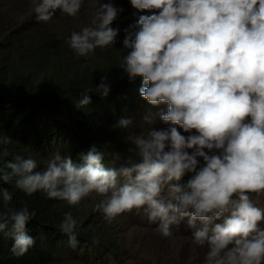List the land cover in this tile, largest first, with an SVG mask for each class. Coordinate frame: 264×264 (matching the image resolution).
Returning a JSON list of instances; mask_svg holds the SVG:
<instances>
[{"label":"clouds","instance_id":"clouds-1","mask_svg":"<svg viewBox=\"0 0 264 264\" xmlns=\"http://www.w3.org/2000/svg\"><path fill=\"white\" fill-rule=\"evenodd\" d=\"M36 19L50 22L57 10L76 17L84 0H33ZM141 15L135 31L125 29L127 54L119 68L142 80L139 96L167 129L130 131L127 152H106L95 145L79 162L53 153L43 168L31 156L17 155L0 166V181L31 196L75 206L95 193L96 209L109 220L143 208L165 238L186 222L198 246H207L205 264H264V208L250 194L264 193V0H130ZM123 9L97 0L90 25L68 41L78 56L113 47L119 29L111 25ZM158 13V14H157ZM103 77L96 88L107 95ZM84 96L82 105L89 103ZM130 120L118 127L128 129ZM178 128L188 135H182ZM0 134V146L12 144ZM202 161V163H201ZM190 178L186 183L184 177ZM11 202L12 193L0 188ZM34 212L27 205L0 214V232L9 230L13 255L35 245L26 233ZM77 221L65 214L61 231L78 245Z\"/></svg>","mask_w":264,"mask_h":264},{"label":"trees","instance_id":"trees-1","mask_svg":"<svg viewBox=\"0 0 264 264\" xmlns=\"http://www.w3.org/2000/svg\"><path fill=\"white\" fill-rule=\"evenodd\" d=\"M114 6L123 12L111 25L119 29L113 47L97 48L94 54L81 57L69 46L63 48L62 42L29 41L32 62L17 63L10 73L0 69V134L13 142L0 146V166L17 155L31 156L39 166V155L53 152L69 155L74 162H79L80 155L93 145L106 152L107 167H119V164L113 165L108 154L128 156L121 149L118 133L124 128L118 127L119 122L138 114L141 118L157 107L139 96L141 78L130 81L119 68L122 56L127 54L122 41L128 29L127 20L136 24L141 15L153 12L135 11L125 0H117ZM0 39L1 44L7 39L6 34H0ZM103 77H107L106 83L110 86L106 96L96 91ZM85 95L90 102L82 105ZM189 178L186 175L182 182L186 183ZM0 188L13 196L8 203L0 197V214L23 205L34 212L26 225V233L35 240L24 256L17 257L11 252L14 240L9 230L0 232V264H48L61 249L73 248L59 227L69 212L77 221L76 248L92 257L109 254L117 264L127 262L128 253L122 248L116 226L100 215L96 205L86 214H80L81 203L72 206L66 201L50 199L43 192L27 196L15 189L14 183L0 181Z\"/></svg>","mask_w":264,"mask_h":264},{"label":"rangeland","instance_id":"rangeland-1","mask_svg":"<svg viewBox=\"0 0 264 264\" xmlns=\"http://www.w3.org/2000/svg\"><path fill=\"white\" fill-rule=\"evenodd\" d=\"M116 1L111 0L114 5ZM125 1L130 4V0ZM99 2L107 3L109 0H99ZM96 6L97 0H84L76 17H69L57 10L53 19L44 23L36 19L33 0H0V34L5 33L7 36V39L2 40L0 44V69L10 73L17 63L26 65L32 62L28 53L29 41H48L51 44L62 42L63 48L69 46L71 33L79 32L83 27L90 25ZM126 24L128 29L135 31L133 27L135 23L127 20ZM34 61L39 63L38 60ZM161 110L166 111V106H159L155 111L141 118H139L140 114L135 115L130 120L128 129L119 130L123 151L127 152L131 146L130 142L126 141L130 131L139 133L147 128L161 130L169 127L156 116V113ZM178 131L182 135H188L180 128ZM53 153L39 155L40 168L46 165L47 159ZM127 154L134 161L137 159L134 152H127ZM101 199L103 197L95 193L84 198L78 209L80 214H86ZM252 199L258 207L264 208V193L253 194ZM100 215L105 216L102 211ZM105 219L110 225L116 226V234L119 232L122 238V248L128 253L125 264H205L207 246H198L193 243L191 230L187 229L186 222L179 228H173V237L165 238L156 230L157 223L148 220L143 208L122 213L112 220L106 217ZM261 227H264V222L261 223ZM88 254L76 247L63 248L48 264H117L109 254L99 257Z\"/></svg>","mask_w":264,"mask_h":264}]
</instances>
